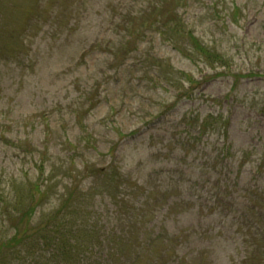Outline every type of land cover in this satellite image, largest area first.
Returning a JSON list of instances; mask_svg holds the SVG:
<instances>
[{
    "label": "rangeland",
    "instance_id": "obj_1",
    "mask_svg": "<svg viewBox=\"0 0 264 264\" xmlns=\"http://www.w3.org/2000/svg\"><path fill=\"white\" fill-rule=\"evenodd\" d=\"M105 1L0 0V48L8 50L0 51V239L12 233L2 207L4 191L11 190L13 197L15 189L34 181L45 190L51 186L37 214L58 207L63 192L85 196L83 206L92 211L90 223L99 239L105 219L137 247L139 239L149 244L156 236L185 239L186 228L194 224L196 231L182 253L198 251L201 256L189 262L170 257L165 264H241V211L248 183L254 182V163L244 166L232 189L213 188L216 195L222 191L221 205L211 208L208 203L196 212L199 203H207L211 182L219 176L208 168L203 172L201 162L207 155L210 161L216 157L222 136L209 132L207 139L198 138L195 125L204 115L220 112L231 152L264 148V0H151L164 8L162 18L151 10L135 17L126 4L133 0H124L126 10L114 14ZM126 18L146 30L125 62L132 67L119 66L122 52L113 55L108 46L120 41L117 33L123 32ZM185 31L224 54L227 66L181 55L174 44L189 46L186 40L177 42ZM152 56L161 59L162 65L153 69L160 82L152 80ZM172 67L194 80L190 86L180 71L170 73L173 84L178 79L182 94L186 91L180 100L177 90L163 82ZM160 112V119H154ZM215 120L219 126L221 121ZM134 129L138 134L128 136ZM113 158L132 172L130 182L143 184L134 189L139 202L118 205L102 198L101 178L89 189L90 167L106 166ZM182 168L192 175H182ZM222 168L227 175L236 173V165L233 174ZM256 184L264 190V177ZM181 202L194 211L179 215ZM168 205L175 206L174 213ZM207 210L211 214L204 217ZM125 213L133 215L128 222L118 216ZM122 247L129 264H150L161 245L155 240L138 248L137 257ZM94 251H101V243Z\"/></svg>",
    "mask_w": 264,
    "mask_h": 264
},
{
    "label": "trees",
    "instance_id": "obj_2",
    "mask_svg": "<svg viewBox=\"0 0 264 264\" xmlns=\"http://www.w3.org/2000/svg\"><path fill=\"white\" fill-rule=\"evenodd\" d=\"M83 1L85 2H82V4H88V2L92 1H100L101 5V0ZM138 1L141 2L133 0V2L128 1L129 3H126L124 0H106L104 5L107 4L106 6L110 7L114 14H117V10H120L121 8L126 10V3L130 5V13L132 15L134 14L135 17L148 10H151V12L159 18L164 17L165 10L163 7L158 6L156 3L151 5V0ZM125 22L129 23V25L125 23L126 27H124L123 32L117 33L120 41L108 44L109 51L113 55H116L119 51L122 52L123 60L120 61L119 66L123 67L129 65L125 62L133 51V48L136 49L137 47L138 49L137 40L146 34L145 29L138 27L137 29L131 24L129 18H126ZM158 29H160V27ZM159 33L165 36V32ZM183 34V37L180 36L177 42L180 40H186L189 43V48L180 46L179 43L174 44V49L181 55L189 60H200L210 66H212L214 62H218L219 66H227L228 59L220 51L208 47L190 31H185ZM98 46L101 47V42L98 43ZM0 51H4L5 53L8 52V50L3 48H0ZM152 60V68L150 70V73L152 72V80H158V82H160L159 74H156V71L153 69L162 65L160 62L161 59L157 56H152ZM129 66L132 67L133 65ZM134 67L136 68V66ZM125 70L129 72L135 71V69L132 68H124L123 71ZM173 71L177 72L180 70H175L172 67L171 72L168 73V77H165L166 75H164L165 79L163 82L172 87L173 90H177L175 96L180 100L185 96L186 91L183 95L182 91L179 89L181 85L179 84L178 79L175 81V84H173L175 76L170 74L173 73ZM180 72L183 75L182 79L188 81L191 86L194 82L193 77L184 71ZM111 95L113 97V93ZM174 106L175 105L172 104L168 109L170 110ZM162 114L164 113H158L154 119L159 120ZM210 117H214L213 122ZM216 118L221 121L219 122V126L215 123ZM225 125L226 120L223 119L222 113L220 112H218L216 116L213 114L204 115L195 125L197 127L198 138L206 137L207 139L209 132L218 133L222 136L221 148L217 152L216 157L210 161L208 157L209 155H207L201 162V167L205 169L203 172L208 173L206 171L208 168L211 173L216 172L219 176L211 182V175L209 174V181L212 185L210 196L206 199V204L199 203V209H196V212H198V210L204 211L202 207L206 206L208 203L211 208L221 205L222 199H218V195H221L222 191L216 195L213 188L216 187L219 190L221 188L232 189L234 183L242 176L244 166L249 162L254 163L251 169V176L254 182L252 184L248 183L249 190H247L245 198L247 201L242 204L244 210L241 211V223L244 224L242 226L244 232L242 234V244L245 251H243L245 256L242 259L241 264H250V258L252 259L251 261L253 264H264V190H262V186L256 184L258 179L264 177V148H257L258 151H255L254 149L244 151L241 149L242 151L233 150L234 152H231L232 146L227 143L228 128H226ZM185 130L189 131L190 129ZM118 132L120 133V130H118ZM138 132L139 129L131 130L129 131L128 136H135ZM109 150L111 151V149ZM112 152H114L113 148ZM251 156H254V159L251 160ZM185 161L187 164L192 163V160L188 161L185 159ZM235 165L236 173L233 176L227 175L221 171L224 166L225 169H228V171L233 174ZM123 166L122 163H119V161H116L114 158L111 159L106 166L101 165L96 167V169L86 166L85 168L87 170H89V167L92 168L89 170V172H91L90 177L93 179L89 185V189H94L96 180L101 178L102 198H107L110 203L118 205L120 203L124 204L125 201L127 202L129 200H132V204L134 201L139 202V199L136 196L137 191L134 189L141 187L143 184L138 183V179H134L133 182H130L133 180L132 172L125 170ZM180 172L182 175H192V171L186 172L184 168H182ZM44 187L46 190L42 189V185L38 182L32 181L28 188H23L21 191L15 189V195H13V197H10L11 190L4 191L3 196L7 199H1L3 202L2 207H4L6 218L9 223L8 226L12 233L7 238L0 239V264H17V262L31 264L29 259L41 261L43 264H129L125 255L121 253V251H124L122 245L132 249V254L137 257L136 253L139 251L138 248L144 250L155 240L159 242L161 248L158 252L157 258L150 261V264H165L166 261L164 260L170 257L175 259L176 262H189L201 256V252L199 253L198 251L182 253L184 243L189 239L191 233L196 231L194 224H191L186 228L185 239L177 241L180 237L173 235L172 237H161L162 239H165L162 240L160 236H156L149 242V244L148 241L139 239V245L137 247L136 242L130 244L127 243L125 235H121L124 231L115 226H110V222H106L105 219L101 225V236L99 239L98 237L100 233L96 231L95 224L90 223L91 217L93 216L92 211L86 212L84 207L87 205L85 202L86 197L81 196L78 198L75 195V190L72 191V194H64L63 192L60 197L64 196V198L61 200L58 207H54L46 213L42 212L41 214H37L38 207L43 204L47 191L51 189L50 185ZM121 189H123V191ZM166 190L171 191L170 188ZM230 196H234V193L231 192ZM146 197H149V195L144 196L145 199ZM23 200H26V203H23ZM188 203L192 202L188 201ZM194 204L195 203H193V205ZM185 205L186 204L183 202L179 204V215H185L194 211V207H185ZM168 206L173 208L174 213L175 206ZM161 208H166V212L170 214L167 207ZM210 214L211 212L209 211L208 213H204L203 216L206 217ZM118 216L120 217V220L126 222L133 218V215L128 213ZM129 223L131 224L132 222ZM100 243L101 251H94L96 244ZM167 255L169 256L167 257Z\"/></svg>",
    "mask_w": 264,
    "mask_h": 264
}]
</instances>
